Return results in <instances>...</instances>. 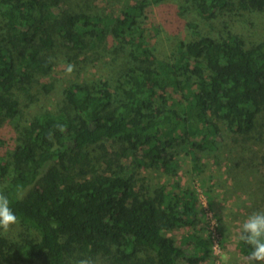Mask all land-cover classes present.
<instances>
[{
	"label": "trees",
	"instance_id": "trees-1",
	"mask_svg": "<svg viewBox=\"0 0 264 264\" xmlns=\"http://www.w3.org/2000/svg\"><path fill=\"white\" fill-rule=\"evenodd\" d=\"M67 1L0 0V125L30 118L0 156V191L15 225L36 231L13 239L0 229V264H196L206 246L199 256L167 234L193 225L194 192L177 183L150 189L123 166L99 172L89 148L118 142L136 169L172 176L179 145L205 150L224 130L254 131L264 113V40L248 45L228 24L224 33L206 26L227 11L264 12V0H136L116 14L64 9ZM152 2L185 16L170 54L145 37ZM59 43L80 68L127 59L114 76L75 78L59 90L44 81ZM58 91V111L37 109ZM238 247L249 256L239 239Z\"/></svg>",
	"mask_w": 264,
	"mask_h": 264
},
{
	"label": "rangeland",
	"instance_id": "rangeland-1",
	"mask_svg": "<svg viewBox=\"0 0 264 264\" xmlns=\"http://www.w3.org/2000/svg\"><path fill=\"white\" fill-rule=\"evenodd\" d=\"M136 0H69L63 4L64 9H81L85 6L100 13L116 14L124 4ZM152 1V0H150ZM151 8L150 18L146 20L145 37H151L156 43L158 50L164 53L175 51L172 39L177 34L173 31L185 16L174 11L167 12L154 5ZM184 6H189L184 4ZM180 12V11H179ZM239 10L227 11L219 18L206 26L210 32H225L224 26L228 24L232 30L240 31L247 44L264 40V12H253L240 15ZM187 15V13L185 14ZM195 21V20H193ZM2 21L0 19V34L2 32ZM200 26V25H199ZM201 27V26H200ZM157 28V32H155ZM181 33L182 35L184 32ZM172 45V47H170ZM54 69L52 73L44 78L47 84H52L61 90L69 80H92L106 79L116 75L125 64L127 57L120 55L116 62L106 57L90 67H78L70 60L73 53L68 46L61 43L52 51ZM67 64L74 65V70L68 74L65 72ZM59 91L48 95L49 102H44L37 107L54 108L59 110L61 98ZM40 99L45 96L40 95ZM43 102V101H42ZM36 110V112L38 111ZM29 118L26 112L22 119L18 120V127L12 121L2 122L0 125V156L11 149V144L17 139L18 130L22 128ZM223 121L220 126L223 129ZM223 131V130H222ZM215 147L199 150L190 146L189 143L178 146L175 161L178 169L175 175L169 176L161 169H136L132 159L119 156L120 143L108 141L104 147L95 146L89 148V157L97 171L106 173L110 169L119 170L120 166L126 170H135L139 183L149 185L150 189L160 185L178 184L184 189L194 192L196 199V214L191 226H184L169 231L167 234L178 243L184 245L186 242L199 240L201 255L206 246L208 252L201 258L202 264H214V254L211 248L208 219L200 202L198 189L206 200L207 208L212 212L217 222L219 232V243L221 247L220 259L222 264H248L247 258H237L238 251L236 240L240 233V227L244 220L253 212L264 209V113L256 121V127L248 136L229 134L225 130L215 142ZM13 239H21L25 236H36V231L29 226L14 225L6 231ZM99 264H108L105 257L99 258ZM24 264V263H21ZM32 264H40L35 262ZM179 264H186L180 261Z\"/></svg>",
	"mask_w": 264,
	"mask_h": 264
},
{
	"label": "clouds",
	"instance_id": "clouds-1",
	"mask_svg": "<svg viewBox=\"0 0 264 264\" xmlns=\"http://www.w3.org/2000/svg\"><path fill=\"white\" fill-rule=\"evenodd\" d=\"M73 70L72 64H67L65 67V72L68 74ZM16 191L20 197L24 194L22 186H17ZM17 223L18 218L10 206L8 196L0 191V229L6 232L10 226ZM238 239L251 249L247 258L248 264H264V211L253 212L244 220ZM213 248L217 249L218 245H213ZM74 264H93V261L82 258L74 261Z\"/></svg>",
	"mask_w": 264,
	"mask_h": 264
},
{
	"label": "built area",
	"instance_id": "built-area-1",
	"mask_svg": "<svg viewBox=\"0 0 264 264\" xmlns=\"http://www.w3.org/2000/svg\"><path fill=\"white\" fill-rule=\"evenodd\" d=\"M199 192V197H200V202L202 204V206L204 207L203 210L205 212V215L208 219V228H209V235H210V239H211V248L214 254V264H222L221 263V259H220V253H221V247H220V243H219V232L217 230V222L216 219L213 217L212 212L207 208L206 205V200L204 198V196L201 194V190L198 189ZM206 205V206H205ZM213 245H218V248L214 250Z\"/></svg>",
	"mask_w": 264,
	"mask_h": 264
},
{
	"label": "crops",
	"instance_id": "crops-1",
	"mask_svg": "<svg viewBox=\"0 0 264 264\" xmlns=\"http://www.w3.org/2000/svg\"><path fill=\"white\" fill-rule=\"evenodd\" d=\"M181 245H184V243H182ZM187 247H189L190 249H196L198 251V255L200 256L201 255V248H200V245H199V240L196 239L195 241L193 242H186L185 244ZM236 245H237V251H238V255H237V258L241 260H244L245 259V255H243L240 251H239V247H238V238L236 240ZM202 260L201 258L196 262V264H202ZM238 264V263H236ZM240 264V263H239Z\"/></svg>",
	"mask_w": 264,
	"mask_h": 264
}]
</instances>
